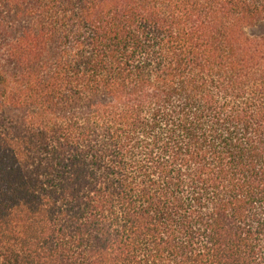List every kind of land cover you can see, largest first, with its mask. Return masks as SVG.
Masks as SVG:
<instances>
[{
  "label": "trees",
  "instance_id": "1",
  "mask_svg": "<svg viewBox=\"0 0 264 264\" xmlns=\"http://www.w3.org/2000/svg\"><path fill=\"white\" fill-rule=\"evenodd\" d=\"M264 0H0V264H264Z\"/></svg>",
  "mask_w": 264,
  "mask_h": 264
},
{
  "label": "rangeland",
  "instance_id": "2",
  "mask_svg": "<svg viewBox=\"0 0 264 264\" xmlns=\"http://www.w3.org/2000/svg\"><path fill=\"white\" fill-rule=\"evenodd\" d=\"M252 32H255V33H258V34H261V33H264V27H258V28H253L251 30Z\"/></svg>",
  "mask_w": 264,
  "mask_h": 264
}]
</instances>
